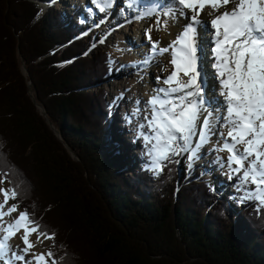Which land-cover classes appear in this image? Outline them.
Returning <instances> with one entry per match:
<instances>
[{
    "label": "trees",
    "instance_id": "obj_1",
    "mask_svg": "<svg viewBox=\"0 0 264 264\" xmlns=\"http://www.w3.org/2000/svg\"><path fill=\"white\" fill-rule=\"evenodd\" d=\"M50 1L0 0V173L18 186L20 208L56 233L55 256L62 264H264V209L236 211L204 180L180 181L175 164L158 176L126 174L108 146V92L97 86L111 74V54L89 56L86 26L56 7L42 14L39 4Z\"/></svg>",
    "mask_w": 264,
    "mask_h": 264
},
{
    "label": "snow or ice",
    "instance_id": "obj_2",
    "mask_svg": "<svg viewBox=\"0 0 264 264\" xmlns=\"http://www.w3.org/2000/svg\"><path fill=\"white\" fill-rule=\"evenodd\" d=\"M94 3L99 12H106L115 0ZM124 6L139 9L140 19L154 16L156 30L167 29L169 21L176 22L178 17L187 21L176 39L164 47L153 40L152 25L145 29L150 50L142 56V63L151 65L157 56L170 52L173 66L162 80L157 76L164 86L154 89L144 102L142 121L136 125L149 170L159 175L166 162L177 156H186L191 167L217 135L220 139L211 151L227 152L228 156L226 161L217 156L216 162L226 168L229 180L237 181L241 200L256 201L257 211L264 209V0H150L148 4L124 0ZM202 13L211 17L210 21L202 20ZM205 33L214 43L209 52L199 39ZM209 54L214 58L213 79L219 81L222 102L211 94L205 98L209 81L203 58ZM134 103L129 123L141 116V101ZM218 124L226 131H217ZM9 175L7 171L0 173V185ZM0 196V262L62 264L51 249L35 251L44 240L54 241L55 233L42 230L26 209L19 210V203L9 204L18 200V186L0 187ZM13 213L18 214L13 217ZM34 234L35 241L31 239ZM16 237L23 247L13 248L11 241Z\"/></svg>",
    "mask_w": 264,
    "mask_h": 264
},
{
    "label": "rangeland",
    "instance_id": "obj_3",
    "mask_svg": "<svg viewBox=\"0 0 264 264\" xmlns=\"http://www.w3.org/2000/svg\"><path fill=\"white\" fill-rule=\"evenodd\" d=\"M88 1L91 3L94 0H88ZM115 5H116L117 10L116 11L111 10V9H113V7ZM114 6H112V8L111 7L109 8L110 18H108L107 20H104V16L108 15V11L107 12H99L97 9L96 10H94L92 8L89 9L87 7V4L85 3V0H51L50 2H47L45 4H43V3L39 4V7L41 8L42 14H44L46 11L50 10L51 8L56 7V8H59L60 11L65 13L66 17L71 19L73 22H76V21L87 22L88 29H86V33L84 36L89 37L91 39L93 38L91 40L92 47L88 52L89 56L93 57L95 55V53L97 52L96 51L97 48H104V49L109 50L111 52V55H112V62H111L112 63V72H111L109 78L107 80H105V82H103L97 86H101L100 88H105L108 92L107 101H108V103H110V110H111L110 117L112 119L111 125L109 126L110 140L108 138V140H109L108 146L110 149H112L113 151H116L118 154H120V156L124 158V161L127 162L128 168L125 171H126V174L129 176V174H131V173L135 172L136 170H139L143 167L149 169L147 167L148 157L145 155V145H144L142 139H139L137 137V127L135 125V122H134V124H133V122L132 123L128 122L127 117H128L129 112H130L129 108L126 109L127 106L124 105L120 101L121 97H124L125 95L122 96L120 90L118 91L115 89L116 85H121L122 89L123 90L125 89V87H123V86H126V85H122L121 78H122L123 70L125 68H127L128 64L126 63L125 60L122 61L121 59H119V57L117 56V53L113 49V47L111 45L106 44V40L109 36L116 35V31L119 30L120 25L119 26H115V25H117L119 23L128 24L131 21H133L132 24L136 23L135 27H136V29L138 28V30H136L137 33H134V34H133V30L132 31H130V30L126 31V36L130 42L132 39L137 38L136 35H139L140 32L142 33L145 31L144 26H147V22L146 21L134 22V19L136 17L132 16V13H133L132 11L133 10H139V9H137V8H133V9L124 8L125 7L124 6V0H116V2L114 3ZM152 19L155 21L156 18L153 16ZM103 20H104L105 24H103ZM94 30H96V32ZM203 35L205 36V37L203 36V38L204 39L206 38V40L204 41L205 49L209 51V46H207V44H208L207 39H209L208 33H205ZM134 36H135V38H134ZM168 37L172 38L171 35H169ZM100 40H104V43H100L99 42ZM124 44H125V46H127V49L129 51H132L134 53H136L135 50H140L139 48L134 49L133 47H129V46H133V45H131L127 42H124ZM93 45H95V46L93 47ZM147 46H149V45H147ZM147 46L146 47L144 46L143 50H140V52L142 51V53H143L144 51H147ZM207 57H208V55L206 56L204 62L207 61L206 60ZM207 65L209 67V64H207ZM210 67H212V66L210 65ZM211 69L214 70L213 68H211ZM22 71L24 73V65H22ZM149 72H151V70L148 71V73ZM28 73H29V71H28ZM154 74H156V73H154ZM24 75L28 76L25 73H24ZM142 76H143L142 77L143 79H145L146 77L148 78V75L144 74ZM165 76H163V77L161 76V80ZM155 77L157 78V75L154 76V80H155ZM208 77L210 78V76H208ZM210 80L213 84V89H215V91H214V94H212L211 90L206 91V88H205L206 98H207V92H208V95L209 94L215 95L219 98L220 101L223 100V98L219 95V90L214 88L218 85V79H214V81H213L212 78H210ZM29 81H28L29 95H31L32 99H35L37 101V104H35V103L34 104L36 105L38 111L42 115V113H43L42 111H44L45 108L36 99L35 92L33 91L34 90L33 84L29 85ZM148 81H146V82L148 83ZM152 86H153V83L149 82V85H148L149 89H152ZM92 91H95V93H96L97 89H95V90L93 89ZM45 112H46V110H45ZM47 117H48V115H47ZM48 119H49V117H48ZM219 128H220V125H219ZM57 132L60 134V132L58 130H57ZM59 134L58 135L56 134V136L59 138V140L63 141L61 134H60V136H59ZM132 138L134 140H132ZM120 140H124L126 142V144H127L126 149L123 150L122 148L119 147L118 142ZM5 146H6V144H5ZM10 146H11V144H10ZM66 147L69 148L67 145H66ZM208 148H209L208 146H204V148H203L204 154L202 153V151H203V149H202L201 150L202 154L192 164L191 167L188 166L186 156L173 157L172 161H174V162L178 161L176 163H178V166H179L178 175H179L180 181H183L182 180L183 176L187 177V178L192 177V176L201 178L204 181H206L208 184H210L211 187H213L215 189L214 192L216 193L217 199L225 200V201L228 200L232 204L237 203L239 207H237V208L234 207L236 211L257 209V202L256 201L241 200L240 199L242 193L240 191H238L237 188L235 187L237 181L235 179L229 180L228 176L226 175V170L222 172V171H217L214 168H212L213 165L209 161L210 158H212V152H210ZM5 150H6V147H5L4 151ZM69 150H70V148H69ZM70 152H71L72 156L76 158V155L71 150H70ZM221 155L223 157H226V159H227V156H228L227 152L217 153V156H221ZM215 156H216V154H215ZM215 156L213 155V158H215ZM211 161H213L215 163L216 160L212 159ZM200 164H202V165H200ZM208 167H210V168L208 169ZM149 172L151 174H154L151 170H149ZM184 177H183V179H184ZM0 187L8 188V187H10V183L8 181H6L3 185H0ZM38 193H39V191H38ZM11 202L16 203V200H11ZM24 205H27V204L24 203ZM15 216H16V214L13 217H15ZM46 225L50 228L51 232H55L54 229L49 224H46ZM61 232H62V230H61ZM31 239L33 241H35L36 235L34 234L31 237ZM11 244H12L13 248H15L16 245H20L21 247H23L22 241L20 239L19 240H12ZM49 249H51V251L54 252V246H53L52 240H48L45 244H44V242L42 244H38L35 251L47 252ZM66 263L67 264H73V261L69 260V258L67 257ZM0 264H2V262H0Z\"/></svg>",
    "mask_w": 264,
    "mask_h": 264
},
{
    "label": "bare ground",
    "instance_id": "obj_4",
    "mask_svg": "<svg viewBox=\"0 0 264 264\" xmlns=\"http://www.w3.org/2000/svg\"><path fill=\"white\" fill-rule=\"evenodd\" d=\"M115 2H116V0H115ZM228 7L231 8L232 5H229ZM223 10L224 9H221V11H223ZM138 11L139 10H133L132 11L133 12L132 16L133 17H137L138 16ZM190 15H191V13H189V16ZM201 19L210 21L211 17H209L205 13H202L201 14ZM144 20L147 21V23H148L147 26L144 27L145 29H147L150 25L153 26L152 37H153V40H159V46L160 47H164V46L169 45L172 42L174 34L177 33V31L179 30V28L181 26H183V25H185L187 23V21L184 18L178 17L176 22H173L171 20L169 21V26H168L167 29H164V28L161 27L159 30H156V26L154 24V20L152 19V17H148V18H146ZM132 22L133 21H131L128 24L119 23V24L115 25V26H119L120 25L119 26V30L116 31V35H112V36H109L107 38L106 44L107 45H111L113 47V49L116 51L117 56L119 57V59H121L122 61L125 60L126 63L128 64L127 68H125L124 70L122 69L123 70V74H122L121 81H122V85H126V86H123V87H125V89L123 90L121 85H116L115 89L118 90V91L120 90L122 96L125 95L124 97H121L120 101L124 105L127 106L126 109L129 108V111H131L134 107H136L134 102L137 99H139L141 101V105H140L141 109H142L141 116L137 117V118H134L133 121H132L133 124L135 122V125H137L139 122L142 121V118H143V104H144V102L147 101L149 99V97L154 94V89L164 86L162 83L157 81L156 77H155V80H154V76L155 75L160 76V77L161 76L163 77L165 75L167 76L168 74H170V71L173 69V66L170 64L169 53H166L163 56H157L156 60L151 65H145V64L142 63V56L145 53L149 52L150 45H149V43L147 41V37L145 35V31L142 32V33L140 32L139 35L135 34L137 38H135V36H134L135 39H132L129 42V40H128L127 36H126V31L127 30H130V31L133 30V34H134V33H137L136 30H138V28L136 29V27H135L136 23L132 24ZM209 27H210V24H209ZM94 31L96 32V30H94ZM169 35H171L172 38H169L168 37ZM199 39L202 40L203 42L206 40V38L205 39L203 38V35H201L199 37ZM124 42H127V43L133 45V46H129V47H133L134 49L139 48L140 50H143L144 46L145 47L147 45H149V46H147V51H144L143 53H142V51L140 52V50H135L136 53H134V52L129 51L127 49V46H125ZM211 42H212V36L210 37V40L208 41V44L211 43ZM205 51L207 52L206 49H205ZM205 58L206 57H204L203 59L205 60ZM211 58H212L211 59L212 63L210 65L212 66L211 68L214 69V67H213L214 58L213 57H211ZM165 68H167L168 71H164ZM26 70H27V68L24 65V73L25 74L27 73ZM150 70H151V72L148 73V71H150ZM154 73H156V74H154ZM144 74L148 75V78L146 77L145 79H143L142 75H144ZM207 79H208L209 82L207 83L208 87L206 88V91H210L213 88V84H212V82H211L209 77H207ZM146 81H148V83ZM149 82L153 83L152 89H149V87H148ZM207 96H208V92H207ZM205 98H206V94H205ZM221 101H223V100H221ZM216 130L217 131H226L221 126L219 128V124L216 126ZM218 140H219V137L217 135H214V136L211 137V142L209 144L205 145V146H208L209 147L208 148L209 151L212 152V158H210V160H209L212 163V165H213L212 168H214L217 171H222L223 172V171L226 170V168L220 167V165L216 161H215V163L213 161H211L212 159L213 160L217 159V152L211 151V149L213 147V144H215ZM220 142H222V141H220ZM118 143H119L118 144L119 147L122 148L123 150L127 148V144H126V142L124 140H120ZM202 153L204 154V149H203ZM214 153L216 154V156H215ZM213 155L215 156V158H213ZM224 159L226 161V157H224ZM200 165H202V164H200ZM209 168L210 167H208V169ZM0 200H2V196H0ZM9 204H12L11 200L9 201ZM15 214L17 215L18 213H13V216ZM13 240H19V238L16 237ZM47 241L48 240H44L43 241L44 244ZM37 252H42V251H37Z\"/></svg>",
    "mask_w": 264,
    "mask_h": 264
},
{
    "label": "water",
    "instance_id": "obj_5",
    "mask_svg": "<svg viewBox=\"0 0 264 264\" xmlns=\"http://www.w3.org/2000/svg\"><path fill=\"white\" fill-rule=\"evenodd\" d=\"M26 74H28V71L26 70ZM32 85V82L31 81H29V85ZM31 96V95H30ZM33 101H34V103L35 104H37V101L35 100V99H32ZM44 113V114H43ZM43 113H42V116L45 118V120L47 121V123L49 124V126L52 128V130L58 135L59 133L57 132V130H56V128L54 127V125L52 124V122L48 119V117H47V114H46V112H45V110L43 111ZM59 136H60V134H59Z\"/></svg>",
    "mask_w": 264,
    "mask_h": 264
}]
</instances>
